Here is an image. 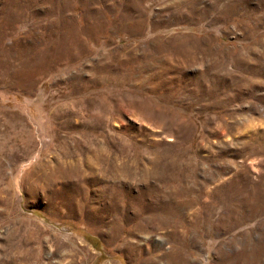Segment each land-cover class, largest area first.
I'll use <instances>...</instances> for the list:
<instances>
[{
  "label": "rangeland",
  "instance_id": "374dc122",
  "mask_svg": "<svg viewBox=\"0 0 264 264\" xmlns=\"http://www.w3.org/2000/svg\"><path fill=\"white\" fill-rule=\"evenodd\" d=\"M0 264H264V0H0Z\"/></svg>",
  "mask_w": 264,
  "mask_h": 264
}]
</instances>
